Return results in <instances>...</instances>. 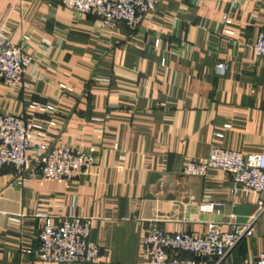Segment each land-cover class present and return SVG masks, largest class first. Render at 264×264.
<instances>
[{
	"label": "crops",
	"instance_id": "crops-1",
	"mask_svg": "<svg viewBox=\"0 0 264 264\" xmlns=\"http://www.w3.org/2000/svg\"><path fill=\"white\" fill-rule=\"evenodd\" d=\"M0 26L35 57L20 88L0 81V114L47 120L31 107L52 106L58 126L49 140L96 158L71 181L3 171L0 264H52L38 258L45 216L92 219L95 264H146L152 227L202 237L209 223L230 232L257 214L258 195L235 192L230 175L183 169L215 147L264 155V58L253 50L264 0H162L138 31L103 28L61 0H0ZM253 230L224 264H251L264 252V217Z\"/></svg>",
	"mask_w": 264,
	"mask_h": 264
},
{
	"label": "built area",
	"instance_id": "built-area-1",
	"mask_svg": "<svg viewBox=\"0 0 264 264\" xmlns=\"http://www.w3.org/2000/svg\"><path fill=\"white\" fill-rule=\"evenodd\" d=\"M62 5L81 16L96 18L103 28L113 29L125 24L131 31H138L144 19L157 9L162 0H61ZM231 24L230 20H226ZM159 46V42L156 43ZM256 56L264 58V33L259 32L253 44ZM35 63V57L22 46L11 42L0 26V81L10 88H20ZM217 71L224 75L228 65L217 64ZM61 90L71 91L66 85ZM37 117L26 119L14 114H0V176L8 167H14L19 176L33 171L49 180H76L85 176L95 166L92 151L83 152L71 146L58 145L49 140L51 129L57 127L52 106L33 103ZM217 138L223 134L216 133ZM210 169L230 175L236 183L235 192L258 195L257 214L245 224H233L230 232H222L218 223H209L204 236L193 233H168L152 227L142 242L146 264H224L227 256L245 238L254 234L253 225L264 217V155H244L237 151L213 148L202 162H189L183 169L188 177H206ZM215 204L207 203L204 209L213 211ZM92 219L69 216L61 223H54L45 216V225L39 234L38 258L52 264H95L101 258V245L92 238ZM184 254L191 258H184ZM251 264H264V252Z\"/></svg>",
	"mask_w": 264,
	"mask_h": 264
},
{
	"label": "water",
	"instance_id": "water-1",
	"mask_svg": "<svg viewBox=\"0 0 264 264\" xmlns=\"http://www.w3.org/2000/svg\"><path fill=\"white\" fill-rule=\"evenodd\" d=\"M154 178H156V177H154Z\"/></svg>",
	"mask_w": 264,
	"mask_h": 264
}]
</instances>
